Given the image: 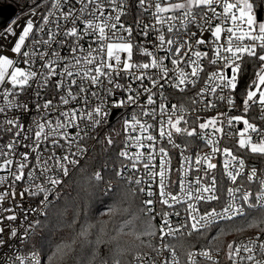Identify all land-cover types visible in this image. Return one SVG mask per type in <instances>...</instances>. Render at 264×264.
Masks as SVG:
<instances>
[{
	"label": "snow or ice",
	"instance_id": "snow-or-ice-1",
	"mask_svg": "<svg viewBox=\"0 0 264 264\" xmlns=\"http://www.w3.org/2000/svg\"><path fill=\"white\" fill-rule=\"evenodd\" d=\"M133 6L154 21L150 26L136 19L135 30L145 38L143 43L133 42L134 28L122 19ZM31 15L39 13L34 10ZM40 20L37 24L28 19L18 37L8 27L4 39L11 36L14 43L10 48L0 43V131L12 133V139L0 146V173H6L0 175V184L5 185L0 191V264H42L45 254L25 243L41 226L30 215L47 217L60 199L65 178L77 168L84 171L81 161L95 145L111 152L121 134L122 147L116 153L121 163L113 171L128 185L125 198H138L140 206L117 229V235H110L104 222L96 238L90 239L95 225L84 220L72 236L55 243L47 264H64L77 245L90 251L88 264H125V256L127 264H181L177 245L167 243L168 238L183 236L185 229L189 236L206 235L218 222L247 217L249 210L261 213L258 220L247 223L248 228L259 231L246 241L227 242L224 254L230 264H264V259L256 257L257 253L264 257L260 238L264 234V171L246 167L245 158L246 153L264 157V123L258 125L248 118L258 108L264 122V21L254 12V4L250 0H135L134 4L131 0H51ZM192 26L199 35L191 31ZM153 33L155 41L149 50L147 38ZM206 33L211 39L205 38ZM206 45L210 51L200 50ZM137 49L144 61L133 59ZM248 62L253 75L244 89L243 115L218 112L202 122L197 116L198 123L189 128L183 103L168 108L165 85L180 93L189 87L196 90L201 101L192 99L193 105L203 102L205 108L215 109L214 99H218L234 108L233 96L241 77L249 74ZM146 80L150 86L145 85ZM49 85L59 94L58 104L53 99L39 102L42 89ZM225 90L232 95L226 96ZM29 92L35 97L36 115L25 124L20 117L30 114L32 107L18 97ZM121 108L132 111L117 131L109 124V116L113 109ZM239 124L242 129H236ZM178 136L202 139L210 152H197L193 162L192 156L184 154L187 145L182 148L176 143ZM225 138L234 141L231 147H221ZM158 139L181 151L178 180L171 178V154ZM89 141L94 142L91 147ZM218 166L228 182L226 189L215 174ZM190 170L196 173L194 177ZM103 171L93 172L89 180L97 186L105 183ZM18 185H23L19 191ZM177 187L178 191L170 190ZM157 189L159 203L169 210H156ZM111 190L108 183L104 194ZM26 197L33 198L36 206L24 207ZM8 201L11 206L4 207ZM214 203L220 207L212 206ZM129 212V208L113 204L102 215L111 219ZM173 217L178 218L175 224ZM78 218L79 214L69 227ZM125 228L138 244L120 242L119 234ZM223 233L221 228L213 240ZM215 251L219 256L221 250ZM217 256L212 248L193 245L186 250L187 264H200L201 259L219 264Z\"/></svg>",
	"mask_w": 264,
	"mask_h": 264
},
{
	"label": "trees",
	"instance_id": "trees-1",
	"mask_svg": "<svg viewBox=\"0 0 264 264\" xmlns=\"http://www.w3.org/2000/svg\"><path fill=\"white\" fill-rule=\"evenodd\" d=\"M42 1L44 0H0V6L13 5L16 9H24L36 6ZM250 2H252L254 6L264 8V0H250ZM246 67L249 69V74L241 77L237 88L239 100L245 95L244 89L253 75L252 63H246ZM251 112L254 113V110L252 109ZM115 129L120 131L119 128ZM122 140V134L116 137V147L109 153L103 152L100 145H95L90 155L81 164L84 171L77 168L70 175L62 188L60 199L49 209L47 217L43 216L40 218L41 226L34 230L28 245L45 254L42 258V264H47V257L51 255L54 250L55 243L72 236L74 234L73 229L78 231L79 224L84 220L95 225V228L92 230L93 235L90 237V239L94 240L96 238V233L104 226V222H107L106 227L109 234L117 235V229L126 220L131 219L132 212L137 211L140 206V200L131 196L125 198L128 185L126 181L117 178L113 171V168H119L121 163L116 153L122 145ZM102 169L104 170L103 175L105 183L97 186L94 181L89 180V177L93 172ZM108 183H111L112 190L108 195H105L104 191ZM113 204H117L121 208H129L130 212L117 215L111 219L107 215H102V213L106 212L107 207ZM77 214H79V218L76 220V224L69 227L73 219L77 217ZM260 215L261 213L258 210H252L247 217L218 223L217 226L208 230L206 235H201L199 233H194L191 236L187 235L183 237V244L185 248L194 245L195 247L221 249L229 241H234L242 235L258 231V228H248L247 223L249 221L258 220ZM136 223L139 227L140 221ZM221 228L224 229V233L219 236L218 240H213V237L217 236ZM237 228H244V231H235ZM128 232L129 229L125 228L124 232L119 234L120 242L122 244H138L139 242L134 241V237L128 235ZM101 247L104 248L103 245ZM146 249L147 248H144L143 250ZM89 256L90 251L88 249H82L77 245L73 256L66 259L64 264H88ZM127 259L128 257L125 256V263Z\"/></svg>",
	"mask_w": 264,
	"mask_h": 264
},
{
	"label": "built area",
	"instance_id": "built-area-1",
	"mask_svg": "<svg viewBox=\"0 0 264 264\" xmlns=\"http://www.w3.org/2000/svg\"><path fill=\"white\" fill-rule=\"evenodd\" d=\"M131 2L134 4L135 0H131ZM37 5H39V8H37ZM37 5L36 6H31V7H28V8H24V9H22V8L16 9L14 7L15 8L14 14L8 20H6L3 24L0 25V43L7 44L9 46V48L14 43V38L11 37V36H8L7 39H4L6 29L8 27H10V26L14 28V31L17 33V37H18L19 32L22 30V26L24 24H26L28 19H30V18L31 19H35L37 24L41 23L40 16L43 15V14H46L47 10L51 7V0H44V1L40 2L39 4H37ZM34 10L39 13V15L36 16V17H33L31 15V13ZM257 10H258V8L255 7L254 8V12L256 13ZM263 16H264V14H263V9H262V17ZM137 18L143 20L145 23H148L150 26L154 23V21L152 20V17H151L150 14L144 13L142 10L136 8L135 6L131 7L128 10L127 15L122 18L124 23L126 24V26H132L134 28V31H133V42L134 43H143V42H145V38L142 35H138L137 34V30H135V21H136ZM14 21L16 22L15 24L13 23ZM260 21H264V18L261 19ZM191 31H197V33L199 35L198 29L195 26L191 27ZM155 35L156 34L153 33L152 35H150L147 38V47L149 48V50H152V42L155 41ZM205 38L206 39H211L210 33H206L205 34ZM200 50H202V51H210V46H208V45L202 46L200 48ZM8 54L10 56L12 55L10 52ZM133 59L135 61H137V62H141V61H144L146 58L141 56L140 53H139V50L137 49L135 51V55H134ZM165 63L167 64V66L169 68L172 67V65L170 63V60H166ZM204 64H205V66H208L207 60L204 61ZM186 70L190 71L189 69H186ZM225 71L229 72V70H227V69ZM122 82L123 83H128L129 81L128 80H124ZM144 83H145V85L150 86V84H149V82L147 80ZM201 86H202V84H201ZM133 87H136L135 83H133ZM163 91H164L165 96L168 97V100H167L166 103H167V106H168L169 109L171 107V104H173V103H175V104L183 103L185 105V107L187 109V111L185 113V116H186V119L188 120V127L189 128H191L193 126H196V124L198 123L197 116H199L201 118L200 122H202V120H204V119H208V118H210L212 116H215L218 112H225L228 115H243L242 99H243L244 96L242 97L241 100H239L237 90H236L235 95L233 96V99L236 102V106L234 108H230L227 105L226 100L224 102H221L218 99H214L213 97L209 96L208 98L214 99V102L217 104V107L215 109L205 108L203 102H198L197 104L193 105L191 103L192 99H196L198 101H201V98L197 97L195 95V91L196 90L191 89V87H189V89H187L185 93H180L178 90L171 89L167 85H165V88H164ZM224 94L226 96L232 95L227 90H225ZM58 96H59V94L56 92L54 86L49 85L47 88L42 89L41 98H40L39 102L42 104L45 99H53L54 103L58 104L59 103ZM146 96H147V94H144L141 97V102L142 103L146 100ZM18 99H20L21 101L27 100L29 102L30 107H32V111H31L30 114H28L27 116H21L20 117L22 122H24L25 124L30 123L32 116L36 115V109H35L34 104H33V101H34L35 97L31 95V92H29L28 94L21 95L20 97H18ZM2 104H3V101H2V99H0V105H2ZM193 109H194V111H193ZM253 110H254V113H252L250 111V113L248 114V118L250 120H252V122L257 123L258 125L264 123V122H262L259 119V116H260L259 109L258 108H253ZM131 111H132L131 109H127L126 110V109H123V108H121V109H113L111 115L109 116V124L111 126H113L114 128H119V130H121L122 119L125 116H130ZM253 117H255V120H253ZM2 119H3V114H0V120H2ZM144 119H147V121L149 123H152L150 118H144ZM242 127H243L242 124L236 125V129H242ZM236 129H233V131H235ZM151 131H152V133L154 135H157V137H158V132L155 129H153ZM122 137H123V134H122ZM11 139H12V133H9V132H6V131H0V146L5 145ZM175 140H176V143L180 144L182 148L185 145H187V149L185 150L184 154L192 156L193 162H194V159H195V154L197 152H199L201 155H203L204 153L210 152V148L208 146H206L204 140H202V139H196V138H191L190 139V138H187L186 136L185 137H179L178 136V137H175ZM93 143L94 142L89 141V146L91 147L93 145ZM158 143L163 145L164 147H166L167 150L169 151V153L171 154V161H172V163H171V178L174 181L178 180V175H179L178 169L180 167V162H181V151H180V149H174L171 145L167 144L166 141H162V140H159V139H158ZM233 143H234V141L225 138L222 141L221 147H223V146L231 147L233 145ZM121 147H122V145H121ZM19 150L23 151L24 149L21 148ZM130 151H135V149H130ZM144 151H147V149H145ZM90 153H89V155H90ZM86 158L81 161V164L86 160ZM245 158H246V167L247 166H255L259 170L264 171V157L253 156L251 154H247L246 153L245 154ZM222 159H223V157H221V156H217L216 157V160H218V161H222ZM154 163L158 167V159L156 161H154ZM75 170H73L72 173ZM215 174H216L218 180L222 183L224 189H226V187L228 186V182H226L224 177L222 176V166H218V169L216 170ZM0 175H6V173H0ZM190 175H192L194 177L196 175V173L194 171L190 170ZM68 178H65L64 185H65L66 181L68 180ZM63 186H62V188H63ZM4 187H5V185L0 184V191H2ZM21 187H23V185H18L17 191H19ZM254 187H255V185H254ZM62 188H61V192H62ZM153 188L156 189V185L155 184H153ZM170 190L178 191V187L175 188V189H170ZM221 195L222 196L224 195L223 191L221 192ZM224 198L226 199V197H224ZM155 199L157 200V203L155 205L157 211H159L161 209V207H165V210H169V209L166 208V206H162L159 203L158 189H157V195L155 196ZM19 202H20L19 196H17L16 203H19ZM36 203L37 202L31 197H26V199L23 201L24 207H29V206H33L34 207V206H36ZM11 204H12L11 201L5 202L4 207H9V206H11ZM212 206H216L217 208L220 207V205L216 204V203H214ZM177 210L181 211L182 214H183V209L180 206H177ZM17 211L19 212V210H17ZM250 211H252V210H249V212ZM42 217L43 216H35V217H33L32 215H30V219L35 218V219H39L40 220V218H42ZM237 218H241V217H237ZM237 218H235V219H237ZM177 219L178 218L173 217V223L174 224L177 221ZM159 222H160V218L157 217V219L155 221L157 227L159 226ZM222 222H227V221H222ZM222 222H218V223H222ZM5 223L7 224L9 222L5 221ZM17 223H19V221H17ZM256 233L257 232H254V233H251V234L242 235V236H240L239 238H237L234 241H236V242L246 241L249 237L255 236ZM187 235H188V230L185 229L183 236H180L178 234L177 238H168L167 241H166L167 243L177 245V251H178V255H179L180 260H181V264H187L186 250L188 248H185V246L183 244V241H184L183 237H185ZM30 238H31V236L25 239V243L26 244H29ZM260 238L262 240H264V234H261ZM180 245H183L184 247L181 248ZM195 248L196 249H200V248H206V247H195ZM23 251H24V249H23V247H21V252H23ZM144 251H149L150 255L152 257L156 256V253L155 252H151V250H149V249H146ZM213 255L217 256V253H216L215 249H213ZM256 257H257V259H264V257H261L259 253L256 254ZM217 259L219 261V264H230V262L226 259L225 254H223L222 250L220 251L219 256H217ZM125 264H127V262ZM200 264H209V262L204 261V260L201 259Z\"/></svg>",
	"mask_w": 264,
	"mask_h": 264
},
{
	"label": "water",
	"instance_id": "water-1",
	"mask_svg": "<svg viewBox=\"0 0 264 264\" xmlns=\"http://www.w3.org/2000/svg\"><path fill=\"white\" fill-rule=\"evenodd\" d=\"M255 1V0H252ZM15 12V8L13 5H4L0 6V25L3 24L6 20H8ZM259 20L262 19V7H258L256 12Z\"/></svg>",
	"mask_w": 264,
	"mask_h": 264
},
{
	"label": "rangeland",
	"instance_id": "rangeland-1",
	"mask_svg": "<svg viewBox=\"0 0 264 264\" xmlns=\"http://www.w3.org/2000/svg\"><path fill=\"white\" fill-rule=\"evenodd\" d=\"M258 8L259 6H254V8ZM263 9V14H264V8H262ZM264 18V16L262 17V19ZM195 122V121H194ZM259 231V230H258ZM258 231H254V232H258ZM254 232H252V233H254ZM251 234V233H250ZM220 250H222L223 251V254L225 253V251H226V244H225V246H223Z\"/></svg>",
	"mask_w": 264,
	"mask_h": 264
}]
</instances>
